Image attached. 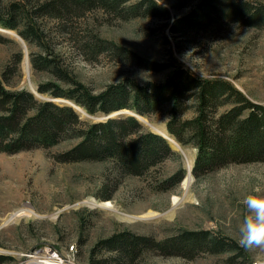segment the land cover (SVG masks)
Wrapping results in <instances>:
<instances>
[{
    "label": "rangeland",
    "instance_id": "1",
    "mask_svg": "<svg viewBox=\"0 0 264 264\" xmlns=\"http://www.w3.org/2000/svg\"><path fill=\"white\" fill-rule=\"evenodd\" d=\"M157 1L169 8L170 19L152 16L124 19L95 10L75 22L73 29L79 35L98 34L154 61L166 63L172 57L199 76L227 78L250 100L264 104V27L215 20L201 29L177 35L168 24L191 11L198 0ZM243 1L264 7V0ZM44 24L52 46L65 65L94 92L124 77L144 83L160 81L168 73V70L158 72L119 63L106 54L87 60L83 53L70 46L69 36L60 33L57 23L46 19ZM0 33L5 38L0 42V77L13 64V54L23 52L18 70L6 83L8 88L33 90L37 83L50 78L47 72L32 67L30 54L39 51L37 45L28 43L16 29L2 24ZM27 57L29 72L24 68ZM37 96L53 98L44 93ZM53 99L67 102L62 97ZM123 109L124 112H113V116L136 114L131 109ZM81 115L94 120L110 117L101 112L93 116L81 112ZM141 116L152 125L165 126L164 115L152 119L138 115L143 121ZM145 121L150 129L156 130ZM175 141L177 143L170 142L181 152L187 174L177 187L168 191L157 187L160 180L178 169L180 160L175 158L166 160L144 176L126 175L113 191L116 177L109 163L55 159V154L68 149L74 141L16 153L0 151V254L10 256L1 264H47L45 258L42 259L45 262L39 261L40 253L30 250L48 245L59 250L63 264H116L111 251L101 249L91 254V250L96 249L100 239L125 229L157 240L176 235L183 229H209L238 243L240 224L249 214L246 197L264 198V162L232 163L197 178L189 171L192 168L188 170L186 156L187 152L193 166L196 147ZM107 181L110 187L105 192L103 186ZM103 194L111 197L105 199ZM106 200L111 201V207L102 205ZM18 210L23 212L10 219ZM244 249L246 257L234 260L230 253L199 251L188 258L154 249L127 264H264V247Z\"/></svg>",
    "mask_w": 264,
    "mask_h": 264
},
{
    "label": "trees",
    "instance_id": "2",
    "mask_svg": "<svg viewBox=\"0 0 264 264\" xmlns=\"http://www.w3.org/2000/svg\"><path fill=\"white\" fill-rule=\"evenodd\" d=\"M95 10L124 19L171 17L169 8L157 0H0V24L16 29L22 39L39 47V51H31L32 67L47 72L50 78L37 83L36 89L67 101L41 98L27 88H8L6 83L23 58L22 51L13 54V64L0 77V151L16 153L74 141L68 149L55 154V159L109 163L116 177L113 191L126 175L144 176L175 158L180 160L178 169L160 180L157 187L168 191L187 174L182 154L168 138L138 118L164 115L168 134L183 146L196 147L191 173L197 178L232 163L264 162V104L250 100L229 79L196 75L172 57L166 63L158 62L98 34L79 35L73 25ZM46 19L57 23L60 33L69 36L70 46L87 60L106 54L119 63L168 73L160 81L144 83L124 77L94 92L78 80L52 46L44 24ZM215 20L264 27V7L243 0H198L191 11L173 19L168 26L173 34L185 35ZM1 41L5 38L0 33ZM12 65L16 67L13 69ZM76 105L92 116L123 108L136 114L94 120L84 118ZM109 185V181L104 184L105 192ZM95 247L91 254L101 249L111 251L116 264L134 262L154 249L188 258L199 251L230 253L233 260L247 255L239 243L209 229H183L163 240L125 229L100 239ZM9 258L0 254V264Z\"/></svg>",
    "mask_w": 264,
    "mask_h": 264
},
{
    "label": "clouds",
    "instance_id": "3",
    "mask_svg": "<svg viewBox=\"0 0 264 264\" xmlns=\"http://www.w3.org/2000/svg\"><path fill=\"white\" fill-rule=\"evenodd\" d=\"M249 214L243 217L239 227L238 243L244 248L264 247V198L249 195L245 199Z\"/></svg>",
    "mask_w": 264,
    "mask_h": 264
},
{
    "label": "bare ground",
    "instance_id": "4",
    "mask_svg": "<svg viewBox=\"0 0 264 264\" xmlns=\"http://www.w3.org/2000/svg\"><path fill=\"white\" fill-rule=\"evenodd\" d=\"M5 31H8V32H11V33H13V31H9V30H6L5 29ZM24 68H25V71L26 72H29V70H30V64H29V59H28V57L25 59V61H24ZM33 90V92L35 93V94H37V95H40V93L33 87L32 88ZM77 109H79L82 113L83 112H85L83 109H81L80 108V106H77ZM124 110L125 109H120L119 111H117V112H124ZM141 118H142V116H141ZM153 127H154V129H156L155 131L157 132V133H160V134H163V135H165V136H170L169 134H168V132H167V129H166V127L164 126V127H160V126H157V125H153ZM185 151V150H184ZM186 156H187V168H188V170L189 169H191L192 168V159L188 156V153L186 152ZM190 172H191V170H190ZM102 205H104V206H107V207H111L112 206V203H111V201H104L103 203H102ZM23 212V210H18V211H16V212H14L12 215H11V217H10V219L11 218H14L16 215H18V214H20V213H22ZM59 255H60V253H59ZM46 256H43L42 258H41V260L39 259V261L40 262H45V259L44 260H42L43 258H45ZM47 259V261H49V262H54V263H57V262H60V261H62L63 262V260L58 256V255H56V254H54V255H51L50 257H46ZM60 264V263H59ZM61 264H63V263H61Z\"/></svg>",
    "mask_w": 264,
    "mask_h": 264
},
{
    "label": "built area",
    "instance_id": "5",
    "mask_svg": "<svg viewBox=\"0 0 264 264\" xmlns=\"http://www.w3.org/2000/svg\"><path fill=\"white\" fill-rule=\"evenodd\" d=\"M30 251H32L31 253H36V252H38V253H40L39 255L40 256H46V257H50L51 255H54V254H56V255H58L59 254V250L58 249H55V247H53V246H50V245H48V246H46V247H40V248H36V249H31ZM30 253V254H31ZM59 256V255H58ZM45 257V259H47ZM60 257V256H59ZM61 258V257H60ZM62 259V258H61ZM62 262V261H61ZM46 263L47 264H50L51 262H49V261H46ZM52 263H54V262H52ZM63 263V262H62ZM57 264V263H56Z\"/></svg>",
    "mask_w": 264,
    "mask_h": 264
},
{
    "label": "water",
    "instance_id": "6",
    "mask_svg": "<svg viewBox=\"0 0 264 264\" xmlns=\"http://www.w3.org/2000/svg\"><path fill=\"white\" fill-rule=\"evenodd\" d=\"M21 37V36H20ZM37 90V89H36ZM38 91V90H37ZM33 92V91H32ZM35 94V93H34ZM114 115V113H112V114H110V116H113ZM142 119V118H141ZM143 121H145L144 119H142ZM145 123H147V124H150L152 127H153V125H152V123H150V122H147V121H145ZM154 128V127H153ZM165 136V135H164ZM166 138H168L170 141H174L175 143H177L171 136H165ZM190 171V170H189Z\"/></svg>",
    "mask_w": 264,
    "mask_h": 264
}]
</instances>
